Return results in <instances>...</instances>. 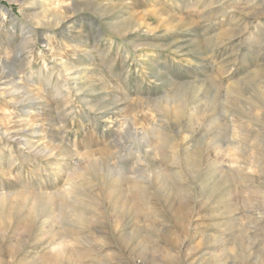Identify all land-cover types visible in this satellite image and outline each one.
<instances>
[{"label": "rangeland", "instance_id": "1", "mask_svg": "<svg viewBox=\"0 0 264 264\" xmlns=\"http://www.w3.org/2000/svg\"><path fill=\"white\" fill-rule=\"evenodd\" d=\"M0 124V264H264V0H0Z\"/></svg>", "mask_w": 264, "mask_h": 264}, {"label": "bare ground", "instance_id": "2", "mask_svg": "<svg viewBox=\"0 0 264 264\" xmlns=\"http://www.w3.org/2000/svg\"><path fill=\"white\" fill-rule=\"evenodd\" d=\"M35 2V1H34ZM70 3V2H69ZM68 6V5H67ZM45 7V6H44ZM53 7H54V12L55 13H59V11L61 10V9H63L64 8V6L60 3V2H57V3H55L54 5H53ZM66 7V6H65ZM48 9H50V6H49V8ZM67 11V10H66ZM54 13V14H55ZM65 14V13H64ZM55 19V18H54ZM64 19V18H63ZM3 60V59H2ZM77 86V85H76ZM20 88V87H19ZM77 87H75V89H76ZM1 125V124H0ZM3 126V125H2ZM1 126V127H2ZM5 128V127H4ZM1 129V128H0ZM7 129L5 128V130H0V135H2V136H4L5 134L7 135ZM15 131V130H14ZM11 132V131H10ZM9 136V135H8ZM15 137V138H11L12 140H14V139H17V141H19L18 139L21 137V135L20 136H17V135H12V136H10V137ZM9 138V137H8ZM21 139V138H20ZM23 140V139H22ZM191 140H193V137H191V138H189V140L188 141H191ZM26 142V141H25ZM29 142V141H28ZM15 143V142H14ZM17 143V142H16ZM28 144V143H27ZM6 146V145H5ZM24 147H26V146H24ZM33 147V146H32ZM10 148V147H9ZM13 148V147H12ZM12 148H11V150H12ZM31 148V147H30ZM10 150V149H9ZM13 154H15V153H13ZM19 155V154H18ZM46 155V154H45ZM175 155V154H174ZM176 156V155H175ZM174 160V159H173ZM24 161V160H23ZM11 167H12V165H10ZM8 171L10 170V169H7ZM55 193H59V191H57V192H55ZM54 192L52 193V194H55ZM8 194V193H7ZM50 199V197H47V200H49ZM5 203V196H4V193H0V208H3L4 207V204ZM179 207V206H178ZM72 210V212H74V213H76L77 214V218L78 219H81L83 216V207H82V205H79V207H75V208H73V209H71ZM70 210V211H71ZM177 212H178V210H177ZM83 256H84V254H83Z\"/></svg>", "mask_w": 264, "mask_h": 264}]
</instances>
